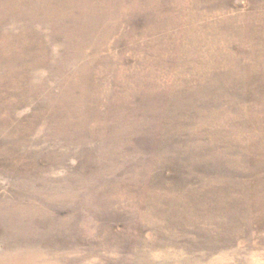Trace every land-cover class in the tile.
I'll use <instances>...</instances> for the list:
<instances>
[{
    "label": "rangeland",
    "instance_id": "rangeland-1",
    "mask_svg": "<svg viewBox=\"0 0 264 264\" xmlns=\"http://www.w3.org/2000/svg\"><path fill=\"white\" fill-rule=\"evenodd\" d=\"M0 264H264V0H0Z\"/></svg>",
    "mask_w": 264,
    "mask_h": 264
}]
</instances>
